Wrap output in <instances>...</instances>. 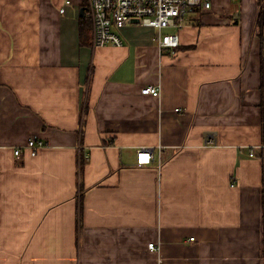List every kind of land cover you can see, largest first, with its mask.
Instances as JSON below:
<instances>
[{
	"label": "crops",
	"instance_id": "1",
	"mask_svg": "<svg viewBox=\"0 0 264 264\" xmlns=\"http://www.w3.org/2000/svg\"><path fill=\"white\" fill-rule=\"evenodd\" d=\"M66 1L0 0V264H264L258 0H211L174 51L82 43Z\"/></svg>",
	"mask_w": 264,
	"mask_h": 264
},
{
	"label": "built area",
	"instance_id": "2",
	"mask_svg": "<svg viewBox=\"0 0 264 264\" xmlns=\"http://www.w3.org/2000/svg\"><path fill=\"white\" fill-rule=\"evenodd\" d=\"M71 3V0L66 1V5ZM211 8V0H86V16L91 20L94 48L122 47L124 40L121 30L128 25H140L155 30L154 39L161 49L174 51L180 45L178 32L192 23L196 15ZM65 11V8L61 9V12ZM167 28H175L178 32L164 34ZM143 93L159 97L161 88L149 85L143 89ZM45 146L43 140L32 136L26 145L15 149L14 154L18 159H22L27 151L36 156ZM138 156L141 167L155 160L154 152L148 148L139 149ZM191 241H195V238H191ZM149 248L160 250L156 243L149 244Z\"/></svg>",
	"mask_w": 264,
	"mask_h": 264
},
{
	"label": "trees",
	"instance_id": "3",
	"mask_svg": "<svg viewBox=\"0 0 264 264\" xmlns=\"http://www.w3.org/2000/svg\"><path fill=\"white\" fill-rule=\"evenodd\" d=\"M260 13L258 18V24L261 30L264 28V0H258ZM86 10V8H85ZM86 14V12H85ZM93 38L92 25L90 19L85 15L81 20V42H89Z\"/></svg>",
	"mask_w": 264,
	"mask_h": 264
},
{
	"label": "rangeland",
	"instance_id": "4",
	"mask_svg": "<svg viewBox=\"0 0 264 264\" xmlns=\"http://www.w3.org/2000/svg\"><path fill=\"white\" fill-rule=\"evenodd\" d=\"M151 30L154 32V35H155L156 34L155 30H153V29H151ZM125 31H126V29H124V28L121 30L122 33H125Z\"/></svg>",
	"mask_w": 264,
	"mask_h": 264
},
{
	"label": "water",
	"instance_id": "5",
	"mask_svg": "<svg viewBox=\"0 0 264 264\" xmlns=\"http://www.w3.org/2000/svg\"><path fill=\"white\" fill-rule=\"evenodd\" d=\"M85 12H86V10H85V8H83L81 11L82 16H85Z\"/></svg>",
	"mask_w": 264,
	"mask_h": 264
},
{
	"label": "bare ground",
	"instance_id": "6",
	"mask_svg": "<svg viewBox=\"0 0 264 264\" xmlns=\"http://www.w3.org/2000/svg\"><path fill=\"white\" fill-rule=\"evenodd\" d=\"M264 151V150H263Z\"/></svg>",
	"mask_w": 264,
	"mask_h": 264
}]
</instances>
